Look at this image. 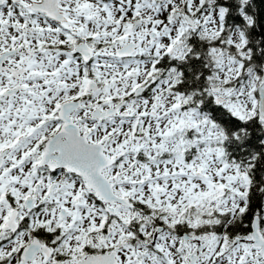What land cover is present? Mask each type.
I'll use <instances>...</instances> for the list:
<instances>
[{
  "label": "snow or ice",
  "instance_id": "6c2138e0",
  "mask_svg": "<svg viewBox=\"0 0 264 264\" xmlns=\"http://www.w3.org/2000/svg\"><path fill=\"white\" fill-rule=\"evenodd\" d=\"M0 264H264V0H0Z\"/></svg>",
  "mask_w": 264,
  "mask_h": 264
}]
</instances>
